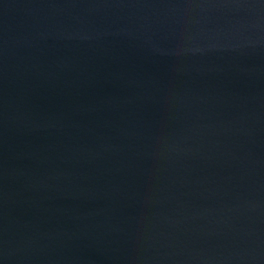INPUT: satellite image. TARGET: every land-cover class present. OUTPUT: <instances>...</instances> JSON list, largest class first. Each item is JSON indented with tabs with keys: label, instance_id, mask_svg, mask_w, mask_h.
I'll return each instance as SVG.
<instances>
[{
	"label": "water",
	"instance_id": "obj_1",
	"mask_svg": "<svg viewBox=\"0 0 264 264\" xmlns=\"http://www.w3.org/2000/svg\"><path fill=\"white\" fill-rule=\"evenodd\" d=\"M0 264H264V0H0Z\"/></svg>",
	"mask_w": 264,
	"mask_h": 264
}]
</instances>
